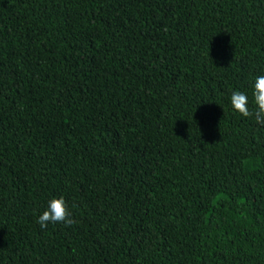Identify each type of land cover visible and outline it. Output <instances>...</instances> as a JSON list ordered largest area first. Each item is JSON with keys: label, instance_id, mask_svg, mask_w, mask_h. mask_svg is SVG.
<instances>
[{"label": "trees", "instance_id": "trees-1", "mask_svg": "<svg viewBox=\"0 0 264 264\" xmlns=\"http://www.w3.org/2000/svg\"><path fill=\"white\" fill-rule=\"evenodd\" d=\"M260 75L264 0H0V264H264Z\"/></svg>", "mask_w": 264, "mask_h": 264}, {"label": "clouds", "instance_id": "clouds-1", "mask_svg": "<svg viewBox=\"0 0 264 264\" xmlns=\"http://www.w3.org/2000/svg\"><path fill=\"white\" fill-rule=\"evenodd\" d=\"M230 103L232 109L241 116L254 118L258 124L264 125V75L256 77L253 84L252 103L254 108L250 109L247 94L238 90L232 91ZM75 222L62 196L50 199L46 209L37 218V223L42 229L47 228L49 223H63L71 226Z\"/></svg>", "mask_w": 264, "mask_h": 264}]
</instances>
